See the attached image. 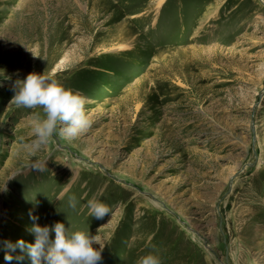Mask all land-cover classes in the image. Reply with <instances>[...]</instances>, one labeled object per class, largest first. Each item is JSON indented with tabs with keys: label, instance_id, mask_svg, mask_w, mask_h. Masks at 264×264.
Instances as JSON below:
<instances>
[{
	"label": "rangeland",
	"instance_id": "obj_1",
	"mask_svg": "<svg viewBox=\"0 0 264 264\" xmlns=\"http://www.w3.org/2000/svg\"><path fill=\"white\" fill-rule=\"evenodd\" d=\"M32 71L78 91L91 122L35 155L43 109L11 103ZM5 182L0 241L34 242L32 212L96 235L98 264H264V0H0ZM8 250L0 264H31Z\"/></svg>",
	"mask_w": 264,
	"mask_h": 264
},
{
	"label": "clouds",
	"instance_id": "obj_2",
	"mask_svg": "<svg viewBox=\"0 0 264 264\" xmlns=\"http://www.w3.org/2000/svg\"><path fill=\"white\" fill-rule=\"evenodd\" d=\"M12 90V104L30 109L40 106L45 114L41 117L39 113H33L30 121V132L34 140L25 148L31 155H35L42 145L49 143L58 126H63L61 132L69 138L77 137L90 126L83 96L44 72L32 71L22 79H16ZM31 167L42 172L47 167L46 160L34 161ZM6 182L0 187V191H7ZM101 195L102 190L86 200L89 215L96 219H103L110 212L109 206L100 198ZM69 204L76 207L74 195L69 197ZM29 215L34 223L28 231L34 236V242L23 238L15 243L10 240L0 241V245L9 249L4 254L6 261L23 260L24 255L30 259L31 264H98L102 260L103 246L94 247L95 243H99L96 235L82 230L69 232V227L61 221L41 225L36 222L39 220L38 215L32 212ZM16 249H20L22 255L14 256ZM135 264H161V260L148 252L139 256Z\"/></svg>",
	"mask_w": 264,
	"mask_h": 264
}]
</instances>
